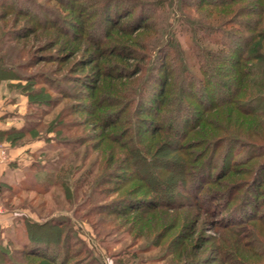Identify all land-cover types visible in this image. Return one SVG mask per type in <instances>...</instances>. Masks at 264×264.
Returning <instances> with one entry per match:
<instances>
[{
    "label": "rangeland",
    "instance_id": "obj_1",
    "mask_svg": "<svg viewBox=\"0 0 264 264\" xmlns=\"http://www.w3.org/2000/svg\"><path fill=\"white\" fill-rule=\"evenodd\" d=\"M138 1L148 6L157 0ZM161 1L164 9L159 6V9L142 12L150 30H141L136 39L146 44L158 45L164 39V30L170 31L173 28L178 31L176 36L187 53L190 40L182 32L187 26L183 18L187 17L194 22L205 19L200 17L201 12L197 9L182 5V0ZM73 3V0H15L12 3L14 7L20 5L23 9H30L23 11L29 14L28 17L20 18L15 13L4 15L5 8H0V63L16 69L10 73L12 80L0 84V111L8 118L6 123H11L8 130L21 126V129L31 126L34 128L31 134L18 141H24L18 148H12L7 143L8 139H16L15 136H0V145L8 151L10 148L14 153L9 155L6 174L0 178V264H49L37 256L43 253L49 254L48 258L51 260L52 253L55 258L60 256L56 263L58 264L64 251H61L62 245L55 240V229H63L71 234L66 241L71 240L73 250L83 252L67 264H220L223 257L218 256L217 248L223 246L228 252H233L242 249L244 245L254 244L251 234L249 238L242 235L241 242L235 241L239 236L232 233L230 227H242L243 230L246 225L244 223L257 227L254 232L264 240V208L258 212L253 209L252 213L256 216L252 219L257 220L247 221L248 215L244 213L242 205L246 202V206L250 205L249 209L252 208L251 201L247 198L248 192L243 189L250 177L248 170L251 167L233 164L230 154H222L224 146L215 155L213 149L206 147V138L222 139L227 132H233L234 129L237 136H242L249 129L248 121L241 125L242 120H236L237 112L230 119L225 112L227 108L211 109L200 126L184 142L195 146L191 153L200 159L199 163L206 161L204 175L210 176L207 178L211 180L209 184H199L201 188L197 194L191 185L178 186L176 196L180 201L170 207L157 208L150 213L148 210L139 214L127 211L125 216L113 215L112 211L117 206L113 204L114 200L128 198L127 202L120 201V206L125 207L131 205V198L143 199L145 195L127 193L130 189L128 188L110 198L99 196L98 184L103 183L100 169L104 161L101 152L96 151L93 145L104 130L88 117L86 107L89 102L85 97L90 90L85 89L93 84L88 75H94L97 63H120L125 69L132 70L135 61L120 62L110 56L101 58V51L87 38L78 39V35L82 34L79 28L84 19L89 21L91 28L103 27L105 23L101 18V6L91 10L90 15L100 18L93 23V18H81L79 12L82 10L74 12L71 9ZM112 5L116 7L114 3ZM125 7L129 8L131 14L133 10L134 13H140L130 2L121 6L122 12ZM84 8L89 14V8ZM154 13L160 24L157 26L159 34L152 29ZM118 29L111 30L109 37L100 46L120 48V42L135 45L136 39L132 38L129 31L125 34L123 28ZM68 32L70 36L76 35V38L70 39L65 35ZM18 34H22V38ZM134 48L142 52L141 49ZM91 62V65H86ZM191 70L199 75L198 71ZM144 77L145 73L142 72L135 77L130 74L126 79L114 80L113 83L110 79L104 80L101 88L112 91L116 84L120 88H126L135 82H141ZM81 78L86 79L89 85H81ZM64 85L68 86L69 92L74 93V97H69L64 92ZM157 88V82L151 80L146 95H151ZM42 104L52 106L43 107ZM61 113L66 114L65 123L68 126L70 123L71 129L59 131L60 135H57L52 130L56 127L54 122ZM81 136L88 137L89 141L85 145L80 144L82 146H78L79 149L76 147L78 150L75 154L64 148L59 150L62 142L53 141L54 137L62 140ZM22 147L24 148L21 149ZM33 163L34 167L31 169ZM258 163H263L264 167V156L253 160L250 165ZM231 164L232 172H227V166ZM57 167L63 169L59 176L64 180V188L56 187L45 193L36 192L33 189L37 184L36 175L42 177L52 173ZM261 171L264 173V168ZM225 174L226 176L220 178ZM224 182L225 187L222 185ZM134 185L140 184L135 182ZM109 187L113 188L104 185L102 189ZM231 187L234 189L229 191ZM233 191L235 197L230 202L232 196L229 192ZM260 199L264 205V195ZM104 203L112 204L113 208L108 214L96 215L95 212H90L93 205ZM135 204V207L140 206L137 202ZM34 223L48 224L40 229L34 227ZM246 233L248 235V231ZM31 235L34 237L33 243L29 242L27 245ZM252 248L260 251L258 245ZM4 251L11 255L14 253L16 260H5ZM228 261L229 264H235L233 258Z\"/></svg>",
    "mask_w": 264,
    "mask_h": 264
},
{
    "label": "trees",
    "instance_id": "obj_2",
    "mask_svg": "<svg viewBox=\"0 0 264 264\" xmlns=\"http://www.w3.org/2000/svg\"><path fill=\"white\" fill-rule=\"evenodd\" d=\"M14 1L0 0V8H5L4 15L15 13L19 18L28 17L29 14L23 12L28 8L23 9L20 5L14 7L12 4ZM73 1L71 9L77 13L82 10L79 12L81 18L86 16L93 18V23L98 21L99 17L90 15L91 10L101 6V18L105 23L103 27L91 28L89 21L84 19L79 28L82 34L78 35V39L87 38L98 48V51H101V58L110 56L120 62L135 61L132 70L125 69L120 63L112 65L97 63L96 72L93 73L94 77L88 75L93 84L89 85V82L83 78L79 80L81 85H89L85 89V91L90 90L85 97V100L89 102L86 107V111L89 112L88 117L104 130L102 135L98 136L97 143L93 145L96 151L101 152L104 161L100 169V179L103 183L98 184L99 196L110 198L128 188L130 189L127 193L145 195L143 199L131 198V205L125 207L120 206V201L127 202L128 198L114 200L113 204L117 206L115 205L116 208L112 211L113 215L125 216L127 211L139 214V212L144 213L148 210L147 212L150 213L157 208L170 207L180 201L176 196L178 186L191 185L197 194L200 192L201 185L209 184L211 180L207 178L210 176L205 177L204 175L206 161L199 163L200 159L191 153L195 146H189L184 142L187 136L200 126L211 109L227 108L225 112L229 114L230 119L237 112L236 120H242L241 125L248 121L249 129L244 131L242 136H237L238 133L234 129L233 132H227L222 139L206 138V147L213 149L215 155L224 146L221 152L225 156L230 154L233 164L251 167L248 170L250 177L243 189L248 192L247 198L251 201L252 208L249 209L250 205L246 206V202L242 205L244 213L248 215L247 221L257 220L252 219L256 216L253 215L252 210L258 212L264 208L260 201L264 195V173L261 171L264 167L263 163L250 164L253 160L264 156V0H182V5L197 9L201 12L200 17L205 19L201 22H194L187 17L183 18L188 27L186 26L182 32L190 40L187 53L176 36L178 31L176 32L173 28L168 31L166 27L164 39L158 45L146 44L136 39L137 33L141 30L146 32L150 30L148 21L146 17H143L142 12L152 11L154 8L159 9V6L164 9L161 0L148 6L138 0ZM129 2L134 4L140 13H134L135 10H133L132 15L128 7L123 8L122 12L121 6ZM113 3L116 7L112 5ZM84 7L89 8V14ZM159 25L154 13L152 29L158 34L160 33L157 29ZM119 27L120 30L122 28L125 30V34L129 31L132 38L136 39L135 45H125L120 42L122 44L120 48L100 46V43L104 42L107 36L109 37L111 30H119ZM21 35L18 34V37L22 38ZM65 35L70 39L76 38L74 34L70 36L69 32ZM134 47L141 49L142 52ZM60 61H62L61 57ZM191 68L198 71L199 75L193 73ZM11 71L15 72L16 69L0 63V84L13 79L10 77ZM142 72L145 73V77L139 83L135 82L126 88H120L116 84L112 87V91L101 88L104 80L110 79L113 83L114 80L126 79L130 74L135 77ZM151 80L157 82L158 88L151 95H146ZM63 88L69 97L75 96L74 93L68 91L67 85ZM42 105L43 107L52 106ZM65 116L66 114L61 113L54 122L56 127L52 131L57 135H60L59 131H69L71 124L69 123L68 126V123H65ZM33 130L31 126L24 129L0 131V136L6 138L15 136L16 139H8L7 143L12 148H18L24 142L19 143L18 141L31 134ZM110 130L113 131L110 133ZM53 141L62 142L58 147L59 150L64 148L71 154H75L79 149L78 146L85 145L89 139L85 136L62 138V140L54 137ZM233 164L227 166L229 169L227 172H232L230 168ZM33 167L34 163L31 169ZM62 171L61 167H57L52 173L42 177L36 175L38 176L37 184L35 183L33 189L38 193H45L56 187L64 188V180L59 176ZM212 172L213 170L209 174ZM224 176L226 174L220 178ZM135 182L140 185H134ZM225 184V182L222 183L224 187ZM104 185H110L113 188L102 189ZM233 189L234 187H231L229 191ZM229 194L232 196L229 199L232 202L235 192H229ZM104 200L102 199L103 202ZM135 202L140 206L135 207ZM111 208H113L112 204L93 205L90 212H95L96 215L108 214ZM34 224V227L44 229L48 223ZM244 225L243 230L242 227H230L232 233L239 236V239L235 241L241 242L242 235L249 238L251 234L254 243L252 246L258 245L260 251L252 248L251 245H244L242 249L228 252L225 247L221 246L216 250L218 256L223 257L220 264H229L228 260L232 258L235 264H264V240L254 232L257 227H252L248 223ZM54 231L55 233L52 230V234H55L56 242L62 245L61 251H64V256L58 264H67L72 258L83 253L78 249L73 250L71 240L66 241L68 235L71 237V234H67L63 229ZM242 231L244 233L241 234ZM31 236L27 245L33 243L34 237ZM3 254L7 261H11L12 258L16 260L14 253V256L6 251ZM48 255L43 253L37 256L45 259L49 264L58 262L60 256L55 258L52 253L51 260Z\"/></svg>",
    "mask_w": 264,
    "mask_h": 264
},
{
    "label": "crops",
    "instance_id": "obj_3",
    "mask_svg": "<svg viewBox=\"0 0 264 264\" xmlns=\"http://www.w3.org/2000/svg\"><path fill=\"white\" fill-rule=\"evenodd\" d=\"M1 110V109H0ZM8 118H7V116H6V114L4 113V112H2V111H0V131H6V130H8L9 129V126H10V124L11 123H6V121H8L7 120ZM6 123V124H5ZM11 128V127H10ZM16 129H21L22 128V126L21 127H15ZM9 148V147H8ZM24 147H22L21 149H23ZM14 153H13V151H11V149L9 148V155H13ZM9 164V161L8 162H5V163H2V164H0V178H2V176L4 175V174H6V168H8V165ZM2 170H4L3 172H1Z\"/></svg>",
    "mask_w": 264,
    "mask_h": 264
},
{
    "label": "built area",
    "instance_id": "obj_4",
    "mask_svg": "<svg viewBox=\"0 0 264 264\" xmlns=\"http://www.w3.org/2000/svg\"><path fill=\"white\" fill-rule=\"evenodd\" d=\"M9 158V151L7 148L2 147L0 145V164L5 163L8 161Z\"/></svg>",
    "mask_w": 264,
    "mask_h": 264
}]
</instances>
